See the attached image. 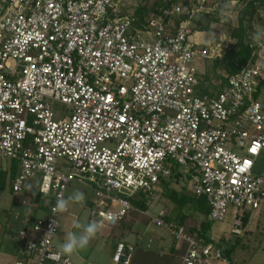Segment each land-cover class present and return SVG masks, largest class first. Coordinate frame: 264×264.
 <instances>
[{
  "label": "built area",
  "instance_id": "built-area-1",
  "mask_svg": "<svg viewBox=\"0 0 264 264\" xmlns=\"http://www.w3.org/2000/svg\"><path fill=\"white\" fill-rule=\"evenodd\" d=\"M207 1L138 28L124 0H0V158L18 163L15 193L48 190L47 215L19 231L25 254L15 264H72L54 243L70 208L60 217L52 208L75 182L93 189L90 216L102 228L114 229L142 195L152 205L175 165L211 222L233 208L239 236L246 214L264 215V40L249 34L250 61L204 86L198 62L232 43L193 29ZM151 221L186 244L178 264H228L221 246L164 211ZM133 252L118 243L114 264H130Z\"/></svg>",
  "mask_w": 264,
  "mask_h": 264
},
{
  "label": "rangeland",
  "instance_id": "rangeland-1",
  "mask_svg": "<svg viewBox=\"0 0 264 264\" xmlns=\"http://www.w3.org/2000/svg\"><path fill=\"white\" fill-rule=\"evenodd\" d=\"M187 1V3H186ZM200 0H124L125 10L137 17V11L141 10L143 12V18L145 20H151L157 16L162 15L165 11L171 10L175 5H181L185 9H190L199 4ZM251 0H229L223 4L219 3L218 0H215L213 3L210 1L206 2V10L216 13L215 21L212 22L210 30L203 33L201 38L204 40H217L222 35H230L232 28L238 26V17L240 9ZM186 3V4H185ZM217 5V6H216ZM216 6V8H214ZM219 6V7H218ZM255 13L252 21V29L249 30V34H254L258 29L264 30V6L255 5ZM212 8V9H211ZM214 10V11H213ZM200 16V15H199ZM178 16H174L171 19V23L177 24ZM148 22V21H147ZM146 22V24H147ZM145 24V25H146ZM232 37V36H231ZM230 46H235V39L232 37V43ZM226 53L222 54L219 59H223ZM199 70L203 71L202 79L204 86H209L213 89L212 86L222 85V80L228 75L227 64L225 61H222L218 67H214V60L198 62ZM210 75V79H206V75ZM261 97L264 99V86L261 89ZM59 107V106H58ZM61 111H64L60 108ZM12 160L0 158V168L7 169L10 166ZM59 166H64L63 162H60ZM264 170V163L261 160L258 164V171ZM188 181L186 179H181L179 183L173 181L168 189L162 187L157 192V197L152 203L148 206V209L143 213V211L135 208L132 210L114 229L102 228L100 233L105 236L110 237L106 242L102 238L95 237L93 238L89 245L82 249L78 250L71 255L72 264H112V257L115 252V242L119 240L133 239L134 243L137 245L135 240L134 230L135 226L140 223L147 226V230L138 241L136 246V252L134 254L139 255L142 253V247L145 245L146 240L149 237H159L165 236L169 241L173 239L169 231L165 227H160L154 224L151 221V216L158 215L160 212L164 211L166 214V219L179 222V216L182 212L177 207V205L169 198L168 194L171 191H176L179 195H191L190 189L188 188ZM31 187H29L30 189ZM76 189L82 191L85 195V202L81 206L79 204H72L70 206L71 211L67 213L70 215L71 221L73 220L74 212L80 213V216L88 215V207H90V196H93V189L86 184L80 182H75L72 184L68 190V196ZM27 191L23 193H15L11 185L10 174L5 172H0V212L2 208L5 207V198L12 200L16 195L25 196L27 200L32 201L31 198H34V195L26 194ZM31 196V197H30ZM33 202V201H32ZM39 206V202L35 201ZM33 203V204H34ZM39 208V207H35ZM36 210V209H35ZM185 212L189 214V217L185 221V225L189 229L197 231V228H200L201 222L205 219V216L197 212L196 210L188 208ZM72 215V216H71ZM251 216L247 226H244V230L241 235L237 236L232 232L234 227V209L230 208V211L224 221L211 222L212 226L209 231V235L214 242L219 244L223 249V252L229 250L232 245L236 244L237 239L239 243L236 246L234 253L232 254V264H263L264 263V215H254L246 214V216ZM89 216V215H88ZM89 220L91 216L88 218ZM85 219V220H88ZM82 218L80 219V222ZM90 222V221H88ZM70 225H66L64 233L66 234L69 231ZM75 231H78L75 229ZM63 241L57 240L54 241L55 244L59 245ZM227 255H225L226 257ZM229 260V259H228Z\"/></svg>",
  "mask_w": 264,
  "mask_h": 264
},
{
  "label": "crops",
  "instance_id": "crops-1",
  "mask_svg": "<svg viewBox=\"0 0 264 264\" xmlns=\"http://www.w3.org/2000/svg\"><path fill=\"white\" fill-rule=\"evenodd\" d=\"M17 163L16 161H12L10 166H8L7 169L0 168V172H5L10 174L11 178V185L13 183V180L15 176L18 173V163H17V169L13 165ZM15 172V173H14ZM14 173V174H13ZM163 184L159 187V189H162ZM28 189V192L26 194L34 195L35 191L31 187ZM27 189L25 191H27ZM158 189V190H159ZM31 197V196H30ZM93 196H90L89 202L90 207H88V215L90 216V209L92 207L91 199ZM33 201H29L26 199L25 196L16 195L12 198V200H8V198H5V207L2 208V212H0V264H15L16 260L20 258L22 255L25 254V247H24V241L19 236V231L26 227L29 224V221H33L37 218L45 217L47 215L48 208L45 206H38L36 203L35 198H31ZM37 202V201H36ZM34 203V204H33ZM35 207H39L38 209ZM36 209V210H35ZM71 211V208H70ZM81 213V212H80ZM80 213L74 212L73 220L70 223L71 217L68 214H63L61 217L62 223H63V230L58 235V239L61 241H64L65 233L64 229L66 225H70L69 231H75L73 228V223L75 221H79L82 218V223H87L89 220V216H80ZM88 219V220H85ZM248 225V224H247ZM246 225V226H247ZM147 230V226L144 224L138 223L135 226L134 235L135 240L140 241L141 237ZM99 238H102L105 242L110 239L108 236L103 235L100 233V231L96 235ZM57 238L55 240H57ZM137 241V245L139 244ZM120 242H125L126 244H129L134 247V252L132 254L131 263L130 264H178L181 257L185 253L186 244L182 242H177L174 238L169 241L168 238L165 236H159V237H149L145 245L142 247V253L136 256L134 254L136 252V244L134 243L133 239L130 241L126 239L119 240L115 242V250L116 246ZM58 244V243H57ZM55 244V246L58 248V245ZM115 253V252H114ZM74 254V253H73ZM114 255V254H113ZM225 256V251H224ZM71 257V256H70ZM228 262H232V258L230 259L226 256L225 257ZM229 259V260H228ZM113 260V257H112ZM112 264L114 262L112 261ZM213 264H227L224 262H218L215 261Z\"/></svg>",
  "mask_w": 264,
  "mask_h": 264
},
{
  "label": "trees",
  "instance_id": "trees-1",
  "mask_svg": "<svg viewBox=\"0 0 264 264\" xmlns=\"http://www.w3.org/2000/svg\"><path fill=\"white\" fill-rule=\"evenodd\" d=\"M210 2H214L215 0H208ZM220 5L221 3L223 4L226 1L229 0H218ZM247 2V1H246ZM187 3V1H186ZM185 3V4H186ZM255 5H262L264 6V0H251L248 1L243 8L240 9L239 12V17H238V26L235 28H232L231 31V36L235 39V46H230V48L227 50L225 57L222 59H216L214 60V67H218L219 64L222 61H225L227 64V71L228 75L235 73L240 69V67L250 61L252 58V48L247 44V37L249 35V30L252 29V21H253V16L255 13ZM219 7V6H218ZM214 11V10H213ZM215 15H217L214 12H206L203 13L200 17L194 19L192 22V27L196 31L200 32H206L210 30L212 22L215 21ZM136 18V27L142 28L144 24H146L147 21L143 18V12L141 10L137 11V17ZM179 18L177 19V23H180L186 19V16L179 15ZM206 79H210V75H206ZM226 82V78L222 80V83ZM264 86V79L260 83V88H259V93H261V89ZM259 93L257 94V97L259 96ZM17 169V163L13 165V168ZM15 173V172H14ZM13 173V174H14ZM181 179H185L184 174L180 170V166L175 165L172 170V175L169 179L163 180V188L168 189L169 186L173 181L176 183H179ZM35 193H34V198L36 201L39 202L40 206H47L45 205V198L43 194L38 189V185L35 188ZM169 198L177 205V207L180 209L182 212L181 216H179V222L182 224H185L186 219L189 217V214L185 212L188 208H191L196 210L197 212L199 211L205 216V219L201 222L200 228H197L198 235H200L204 240L207 242L213 241L212 238L209 235V231L211 229V221L208 218L209 214V209L207 206L206 199L204 197H195L191 195H179L175 190L169 192L168 194ZM133 204L135 208L141 211H146L148 209V206L146 205V202L144 200L143 195L139 200H134ZM251 216L247 215L244 218L243 224L246 226L249 222ZM169 220V219H168ZM214 242V241H213ZM216 243V242H215ZM239 243V239H237L236 244L232 245V247L229 250H225V255L230 259L232 254L234 253L236 246ZM219 245V244H218ZM228 264H232L231 260L228 262Z\"/></svg>",
  "mask_w": 264,
  "mask_h": 264
},
{
  "label": "clouds",
  "instance_id": "clouds-1",
  "mask_svg": "<svg viewBox=\"0 0 264 264\" xmlns=\"http://www.w3.org/2000/svg\"><path fill=\"white\" fill-rule=\"evenodd\" d=\"M254 42H259L264 40V30H257L252 37ZM47 188H42L41 192L43 195L47 194ZM85 202V195L79 189L74 190L67 198L60 195L57 196L55 204L52 208V213L60 217L61 214L69 211L72 204L83 205ZM59 221V220H58ZM58 221H53L52 223L58 226ZM73 228L78 231H67L64 241L58 245L57 255H67L71 256L78 250L86 248L90 241L96 237L97 233L102 228L100 221L92 220L87 223H82L75 221L73 223ZM54 228L51 229L46 235H50L54 232ZM45 239V238H44Z\"/></svg>",
  "mask_w": 264,
  "mask_h": 264
},
{
  "label": "snow or ice",
  "instance_id": "snow-or-ice-1",
  "mask_svg": "<svg viewBox=\"0 0 264 264\" xmlns=\"http://www.w3.org/2000/svg\"><path fill=\"white\" fill-rule=\"evenodd\" d=\"M121 119H123V118H121Z\"/></svg>",
  "mask_w": 264,
  "mask_h": 264
}]
</instances>
